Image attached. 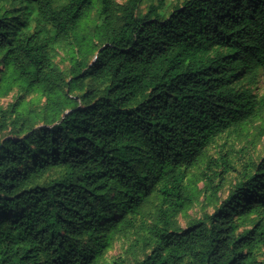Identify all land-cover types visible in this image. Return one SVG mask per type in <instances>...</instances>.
Instances as JSON below:
<instances>
[{"label":"trees","instance_id":"obj_1","mask_svg":"<svg viewBox=\"0 0 264 264\" xmlns=\"http://www.w3.org/2000/svg\"><path fill=\"white\" fill-rule=\"evenodd\" d=\"M142 1L0 0V97L18 87L46 101V125L8 137L23 96L0 103V264H101L153 198L132 264H264V156L212 213L176 222L195 169L211 198L235 169L231 147L209 148L264 112V0H183L169 12L155 0L140 13ZM95 5L94 34L81 36ZM72 39L66 73L55 56Z\"/></svg>","mask_w":264,"mask_h":264},{"label":"rangeland","instance_id":"obj_2","mask_svg":"<svg viewBox=\"0 0 264 264\" xmlns=\"http://www.w3.org/2000/svg\"><path fill=\"white\" fill-rule=\"evenodd\" d=\"M116 1L123 4L127 0ZM182 1L183 0H168L166 5L167 12H169L175 4L181 3ZM154 2L155 0H143L139 12L145 13ZM98 16L99 5H95L91 14L83 20L79 30L81 36H93L95 27L99 22ZM79 42V39H72L66 49L58 48L57 50L55 62L66 73L71 67V58L79 47ZM93 60L94 58L92 57L91 61ZM256 92L260 96L264 95V71L260 74ZM20 95L23 96L24 101V104L19 110L20 116L22 117L18 118L16 121L15 118L18 113L11 112L9 127L4 133L6 137L15 136L17 129L22 126L24 135L33 129L46 125L42 116V109L46 101L45 97L38 91L23 93L18 87H13L8 93L0 97V103L4 107L11 106L12 109V105L18 101ZM262 114L238 132L225 134L217 144L209 148V154L218 157L220 149L222 153L225 152L224 144H227V147H231L233 149L235 169L227 175V180L221 191L217 194V198L208 197L209 192L206 191L205 181L198 179L199 175H197L201 169H195L196 175L193 177V181L189 188V192L193 195V203L188 209L184 210L176 217L178 226L186 228L190 222L203 217L205 213H212L220 201L229 195L230 190L239 177L240 171L244 169L245 163H257L261 160L264 156V135L259 134L260 127L264 123V112ZM58 174L59 172L57 171H51L44 179L50 180ZM157 205L158 200L153 198V202L146 208L145 214L138 221L137 225L113 238L111 245L107 248L101 259V264H113L116 260L122 261L124 264H132L143 256L144 237L150 235V227H153L155 222Z\"/></svg>","mask_w":264,"mask_h":264}]
</instances>
